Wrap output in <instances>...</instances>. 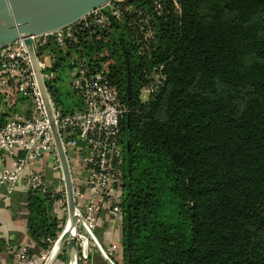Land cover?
Returning a JSON list of instances; mask_svg holds the SVG:
<instances>
[{
  "label": "trees",
  "instance_id": "16d2710c",
  "mask_svg": "<svg viewBox=\"0 0 264 264\" xmlns=\"http://www.w3.org/2000/svg\"><path fill=\"white\" fill-rule=\"evenodd\" d=\"M125 5L132 9L108 30L83 27L65 51L49 44L48 83L69 112L79 106L60 98L70 61L99 63L91 60L104 48L115 57L109 75L127 108L120 264H264V0ZM160 65L165 79L143 101ZM1 106L0 94V126ZM30 194V237L46 251L63 221L47 195Z\"/></svg>",
  "mask_w": 264,
  "mask_h": 264
},
{
  "label": "built area",
  "instance_id": "2783aa9c",
  "mask_svg": "<svg viewBox=\"0 0 264 264\" xmlns=\"http://www.w3.org/2000/svg\"><path fill=\"white\" fill-rule=\"evenodd\" d=\"M127 1L111 0L70 26L31 37L47 89L48 83L52 86L54 78V73L49 71L54 59L49 44L53 42L61 50L77 45L78 30L89 25L96 26L98 31L108 30L113 21H122L124 11L132 9L125 5ZM156 9H160L157 2ZM140 22L147 24V19ZM150 36L148 28L145 37ZM98 56H93L91 61L97 62ZM70 65L69 87L78 97L79 106L64 113L49 91L48 94L70 167L79 214L76 221L77 243L80 260L84 264L95 240L101 212L105 211L115 224L121 223L122 211L115 189L121 180V123L127 108L121 101L118 87L110 79V66L106 60L95 64L83 57H75ZM148 78L149 83L140 92L149 96L165 79L163 66H153ZM0 94L1 110L5 113V121L0 126V156L9 159L0 167V187L10 193L23 182L29 192L47 195L52 201L51 214L64 223L67 200L60 163L22 40L0 48ZM49 171L53 175L49 176ZM52 245L34 255L28 244H19L13 250L16 264H43Z\"/></svg>",
  "mask_w": 264,
  "mask_h": 264
},
{
  "label": "water",
  "instance_id": "95a60500",
  "mask_svg": "<svg viewBox=\"0 0 264 264\" xmlns=\"http://www.w3.org/2000/svg\"><path fill=\"white\" fill-rule=\"evenodd\" d=\"M109 1L111 0H0V48L22 40L27 49L50 123L66 193L67 217L43 264H52L62 251L65 252L66 264L82 262L77 243L79 236L76 232L79 214L74 199L70 167L54 122L47 85L31 37L70 26ZM104 255L110 264H114L105 253Z\"/></svg>",
  "mask_w": 264,
  "mask_h": 264
},
{
  "label": "crops",
  "instance_id": "0c3cea01",
  "mask_svg": "<svg viewBox=\"0 0 264 264\" xmlns=\"http://www.w3.org/2000/svg\"><path fill=\"white\" fill-rule=\"evenodd\" d=\"M65 49H62V51ZM79 102H77V105ZM77 107L76 105L73 108ZM0 156V167L8 163ZM49 171L48 175L51 176ZM31 194L23 182L12 192L0 187V264H16L13 250L21 243L28 244L32 254L42 249L33 241L29 232ZM121 227L115 224L104 211L98 216L95 240L91 245L87 264H110L104 253L114 264L122 262ZM52 264H66L65 252H61Z\"/></svg>",
  "mask_w": 264,
  "mask_h": 264
},
{
  "label": "rangeland",
  "instance_id": "374dc122",
  "mask_svg": "<svg viewBox=\"0 0 264 264\" xmlns=\"http://www.w3.org/2000/svg\"><path fill=\"white\" fill-rule=\"evenodd\" d=\"M95 55V54H94ZM99 55V59H103L107 61V64L112 67V65L115 63V57L108 51V49L104 48L102 49V51H98V54ZM106 57V59H104ZM113 70H111V73H112ZM63 75V78H64V82H65V87L63 88L62 92H61V101L63 103L66 104V106H69L71 105V103H73L74 101H78V97L71 91L70 87H69V79H70V75L69 73H67V71L65 73L62 74ZM140 97L143 101H145L147 98H148V95L145 94V93H141L140 92ZM60 108L63 109V107L60 105ZM117 191V194L119 192V194L121 193V190H120V186H118L116 189ZM64 224V223H63ZM63 227V226H62Z\"/></svg>",
  "mask_w": 264,
  "mask_h": 264
}]
</instances>
